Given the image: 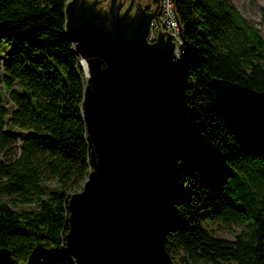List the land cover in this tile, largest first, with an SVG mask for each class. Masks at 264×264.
Segmentation results:
<instances>
[{
    "label": "trees",
    "instance_id": "trees-1",
    "mask_svg": "<svg viewBox=\"0 0 264 264\" xmlns=\"http://www.w3.org/2000/svg\"><path fill=\"white\" fill-rule=\"evenodd\" d=\"M67 2L0 0V147L21 138L20 153L0 155V248L15 264H76L68 199L92 165ZM175 7L189 43L188 139L166 248L180 264H264V37L231 0ZM213 219L243 228L219 236L206 226Z\"/></svg>",
    "mask_w": 264,
    "mask_h": 264
},
{
    "label": "water",
    "instance_id": "water-1",
    "mask_svg": "<svg viewBox=\"0 0 264 264\" xmlns=\"http://www.w3.org/2000/svg\"><path fill=\"white\" fill-rule=\"evenodd\" d=\"M140 0H69L66 33L85 70L82 109L92 170L68 199L67 250L76 264H176L165 244L178 157L188 139L181 52ZM86 61L88 72L82 63ZM0 264H15L0 248Z\"/></svg>",
    "mask_w": 264,
    "mask_h": 264
},
{
    "label": "rangeland",
    "instance_id": "rangeland-1",
    "mask_svg": "<svg viewBox=\"0 0 264 264\" xmlns=\"http://www.w3.org/2000/svg\"><path fill=\"white\" fill-rule=\"evenodd\" d=\"M69 1V0H68ZM129 0H127L128 2ZM145 2V0H140ZM235 7L240 11V13L248 20L250 24H253L261 29V33L264 37V0H231ZM4 53L8 50V47L5 46L3 48ZM3 98L6 102V105L11 106V102L9 103L10 90L2 89ZM18 130V128H15ZM20 137H16L9 144H3L0 147V155L4 157H15L18 153H20ZM11 148H13L11 150ZM7 153V154H6ZM6 199H8L6 197ZM18 210L33 208V205L28 204H20L13 205ZM206 226L211 229L216 235L224 236L227 238H234L235 235L240 232L243 228L242 224L232 223L231 225H225L223 222L217 219L210 220L206 222ZM175 263L180 264L178 261V256L174 255ZM200 264H211L207 262H200Z\"/></svg>",
    "mask_w": 264,
    "mask_h": 264
},
{
    "label": "built area",
    "instance_id": "built-area-1",
    "mask_svg": "<svg viewBox=\"0 0 264 264\" xmlns=\"http://www.w3.org/2000/svg\"><path fill=\"white\" fill-rule=\"evenodd\" d=\"M156 6L158 7V13L150 23L147 39L153 42L156 41L160 32H168L172 35L175 43L174 52L179 55L183 39L181 23L176 13L175 0H159Z\"/></svg>",
    "mask_w": 264,
    "mask_h": 264
},
{
    "label": "bare ground",
    "instance_id": "bare-ground-1",
    "mask_svg": "<svg viewBox=\"0 0 264 264\" xmlns=\"http://www.w3.org/2000/svg\"><path fill=\"white\" fill-rule=\"evenodd\" d=\"M82 63L84 65L85 69H86V72H88L87 67H86V61L84 59H82Z\"/></svg>",
    "mask_w": 264,
    "mask_h": 264
},
{
    "label": "flooded vegetation",
    "instance_id": "flooded-vegetation-1",
    "mask_svg": "<svg viewBox=\"0 0 264 264\" xmlns=\"http://www.w3.org/2000/svg\"><path fill=\"white\" fill-rule=\"evenodd\" d=\"M107 2V0H103V3H106ZM143 3H146V1L145 2H143Z\"/></svg>",
    "mask_w": 264,
    "mask_h": 264
}]
</instances>
